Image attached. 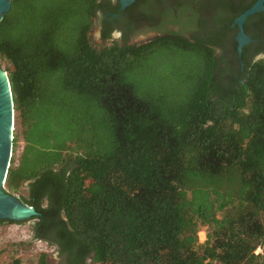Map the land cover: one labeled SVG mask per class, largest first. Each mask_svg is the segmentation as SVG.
I'll use <instances>...</instances> for the list:
<instances>
[{
	"label": "trees",
	"instance_id": "16d2710c",
	"mask_svg": "<svg viewBox=\"0 0 264 264\" xmlns=\"http://www.w3.org/2000/svg\"><path fill=\"white\" fill-rule=\"evenodd\" d=\"M106 5L11 0L2 16L0 66L24 143L15 166L10 157L4 192L25 187L19 200L39 214L30 218L33 237L55 247L61 264H264V59L242 54L235 78L239 68L218 66L213 48L222 41L209 33L127 44L124 29L120 43L96 49L88 33ZM260 34L255 53L264 52ZM166 50L198 59L179 100L131 77Z\"/></svg>",
	"mask_w": 264,
	"mask_h": 264
},
{
	"label": "flooded vegetation",
	"instance_id": "af4514ba",
	"mask_svg": "<svg viewBox=\"0 0 264 264\" xmlns=\"http://www.w3.org/2000/svg\"><path fill=\"white\" fill-rule=\"evenodd\" d=\"M105 1L109 2L110 6L106 5L107 10L103 13L98 10L92 19L101 42L122 41L124 29L128 33L127 41L130 36L136 34L149 35L152 39L165 32H174L186 38H190L192 34L203 37L209 33L211 36H218L222 41L221 45L213 48L218 66L222 69L226 67L234 72L239 68V73L234 75L235 78L243 75L245 63L241 60L242 54L245 61L249 63H252L258 55L264 54V52H254L258 47V37L261 36L260 33H263L264 17L258 18L257 15L253 20L244 21L243 26L247 33H243L250 42L241 47L239 54L236 52L234 40L237 33L236 27H230L232 22H224L226 28H221L218 24L220 20L225 19L226 15H228L227 19L231 17L232 9L241 5L247 6L252 0H134L122 11H118V7L112 10L118 3L117 0ZM217 4H224L227 9L216 8ZM259 13L264 14V12ZM113 15L115 17H112ZM200 21L205 23L203 28L198 27ZM103 32L108 35L105 40L100 38ZM253 36L255 38H251ZM244 48H246L245 51Z\"/></svg>",
	"mask_w": 264,
	"mask_h": 264
},
{
	"label": "rangeland",
	"instance_id": "374dc122",
	"mask_svg": "<svg viewBox=\"0 0 264 264\" xmlns=\"http://www.w3.org/2000/svg\"><path fill=\"white\" fill-rule=\"evenodd\" d=\"M91 45L98 49L108 46L111 42H101L94 22L88 33ZM150 40L149 35L136 34L130 36L127 44L145 43ZM119 42L117 40H113ZM120 43V42H119ZM2 70L5 66L1 63ZM198 59L190 52L179 50L156 51L138 62L132 70L131 77L141 88L146 90L155 89L157 93L166 98L179 100L193 86L194 75L198 71ZM13 116H15L13 114ZM20 126L13 120L12 136H17L15 146L11 150L12 164L15 166L21 156L24 143L20 135ZM87 183V182H86ZM13 196L20 198L26 196L25 187L20 188ZM21 224H0V264L18 259L21 264H34L38 255L43 253L46 256L47 264H61L55 247L46 244L33 237L31 227L34 220H25ZM202 229V228H200ZM201 232V231H200ZM199 240L204 235H197ZM260 250L256 249L259 254ZM86 264H92L90 260Z\"/></svg>",
	"mask_w": 264,
	"mask_h": 264
},
{
	"label": "water",
	"instance_id": "95a60500",
	"mask_svg": "<svg viewBox=\"0 0 264 264\" xmlns=\"http://www.w3.org/2000/svg\"><path fill=\"white\" fill-rule=\"evenodd\" d=\"M134 0H117L118 11H122L133 3ZM11 0H0V21L7 13ZM264 0H255L254 3L240 15L233 19L230 27L235 26L237 33L234 38L236 52L239 54L241 47L250 42V39L243 33L242 26L247 17L259 12H264ZM112 17H115L113 15ZM264 59V54L253 59L257 61ZM13 108L9 83L6 72L0 67V221L8 220L20 222L39 217V214L30 206H27L19 198L9 195L3 190L4 180L9 167L11 157V140L13 126Z\"/></svg>",
	"mask_w": 264,
	"mask_h": 264
},
{
	"label": "built area",
	"instance_id": "2783aa9c",
	"mask_svg": "<svg viewBox=\"0 0 264 264\" xmlns=\"http://www.w3.org/2000/svg\"><path fill=\"white\" fill-rule=\"evenodd\" d=\"M200 234H203V232L198 233V235H200ZM203 235H204V234H203ZM197 237H198V236H197ZM198 240H199V238H198ZM203 240H204V239H203ZM203 240H202V241H203ZM199 241H200V240H199ZM200 242H201V241H200Z\"/></svg>",
	"mask_w": 264,
	"mask_h": 264
},
{
	"label": "bare ground",
	"instance_id": "6f19581e",
	"mask_svg": "<svg viewBox=\"0 0 264 264\" xmlns=\"http://www.w3.org/2000/svg\"><path fill=\"white\" fill-rule=\"evenodd\" d=\"M12 131H13V126H12Z\"/></svg>",
	"mask_w": 264,
	"mask_h": 264
}]
</instances>
